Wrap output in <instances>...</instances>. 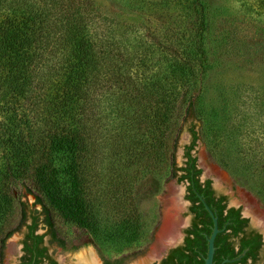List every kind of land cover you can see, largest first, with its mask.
Instances as JSON below:
<instances>
[{"label": "rangeland", "instance_id": "obj_1", "mask_svg": "<svg viewBox=\"0 0 264 264\" xmlns=\"http://www.w3.org/2000/svg\"><path fill=\"white\" fill-rule=\"evenodd\" d=\"M89 1L95 8L90 35L103 55L84 120L90 227L57 221L59 240L122 264H136L162 246L175 190L170 153L175 158L189 100L208 174L264 218V0ZM199 6L205 13V57L195 54ZM174 61L192 63L198 82L181 94L177 125L156 161L148 154L151 142L139 115L154 98L147 89L166 85ZM41 90L23 106L33 122L40 115L35 101L41 102ZM61 182L67 186L66 179ZM23 194H17L19 201ZM123 199L132 202L136 230L143 233L130 247L115 235ZM9 238L1 264H7Z\"/></svg>", "mask_w": 264, "mask_h": 264}, {"label": "trees", "instance_id": "obj_2", "mask_svg": "<svg viewBox=\"0 0 264 264\" xmlns=\"http://www.w3.org/2000/svg\"><path fill=\"white\" fill-rule=\"evenodd\" d=\"M199 7L200 45L195 54L205 57V13ZM94 15L95 8L89 0H0V264L5 241L22 227L32 245L29 249L26 244V250L36 249L38 253L36 246L42 236L34 232L40 224L48 228L56 242L57 221L81 230L90 227L84 120L89 88L100 75L103 59L90 35ZM187 64L170 63L165 86L156 82L154 88H142L143 92L152 90L154 97L139 115L151 142L150 159L158 161L164 155L162 146L166 147L177 125L180 96L197 85L195 66ZM38 86L42 89L41 102L35 103L40 106V115L33 122L23 106L35 98L36 94H32ZM193 113L189 100L184 115ZM190 133L191 144L185 147L188 151L193 150L198 139L193 128ZM127 147L132 149V144L129 142ZM170 159V176L175 178L180 169L175 167L173 153ZM195 161L194 157L182 169L186 176L195 170ZM195 173L200 174V169ZM63 179L67 186L62 184ZM194 188L212 208L214 201L204 194L201 184L196 183ZM21 190L35 197L34 205H39V210H29L18 200ZM191 201L199 202L192 190ZM118 205L121 215L115 235L123 246L130 247L143 234L136 230L138 215L132 202L123 199ZM218 210L220 213V207Z\"/></svg>", "mask_w": 264, "mask_h": 264}, {"label": "flooded vegetation", "instance_id": "obj_3", "mask_svg": "<svg viewBox=\"0 0 264 264\" xmlns=\"http://www.w3.org/2000/svg\"><path fill=\"white\" fill-rule=\"evenodd\" d=\"M185 150L183 167L176 173L175 179H182L179 182H183L185 185V200L188 203L190 215L189 224L180 232V239L171 247H165L163 252L158 254L150 264H205L207 239L212 232L213 221L203 203L197 197V195H200L203 198L201 192L194 188L196 183L201 184L203 191L206 190L204 194H209V197L214 201L211 208L207 204L205 198H203L217 218V228L219 230L214 240L212 264H264L263 224L256 220H252L251 222V215L247 217L242 213L240 207L229 204L226 196L221 194L220 191L212 185L209 179H201V173H195L199 169L196 163L197 161H195V170L190 176H186L187 173L182 169L186 166V163H192L194 156L187 148H185ZM207 181L210 182L208 186L206 185ZM190 185L192 187L191 190L194 192L199 202L193 203L191 201ZM199 203L203 205L205 211L199 208ZM194 207L198 208L195 212L192 211ZM218 207H220V213ZM43 228L46 231L45 235L38 233L39 227L34 232L35 235L42 236L41 242L36 246L37 250L40 251L39 253L36 249L31 251L26 250V244H28L29 249L32 248V245L31 240L26 238L25 229L20 243L21 254L18 264H60L54 255L49 252L44 238L47 235L49 237V242L55 244L56 247L58 246L57 248L61 249V245L52 239L51 235L48 233L47 227L43 226ZM207 230L209 233H207ZM98 264L122 263L119 261L108 262L98 259Z\"/></svg>", "mask_w": 264, "mask_h": 264}, {"label": "water", "instance_id": "obj_4", "mask_svg": "<svg viewBox=\"0 0 264 264\" xmlns=\"http://www.w3.org/2000/svg\"><path fill=\"white\" fill-rule=\"evenodd\" d=\"M197 133V126L192 114L188 115L187 121L185 123L184 129L182 134L178 140L176 153H175V167L176 169H180L183 167L184 164V152L185 147L191 144L192 135L190 133L191 129ZM198 135V134H197ZM191 154L196 158V163L198 168L201 171V179H209L212 182V185L220 191L221 194L226 196L227 201L229 204H232L235 207H240L242 213L250 217V220H256L263 224L264 228V218L258 214L254 209H252L248 204L242 201L239 197L225 188L222 184H220L217 180H215L211 175L208 174L200 156L199 150V143L198 139L195 142L193 150ZM178 173V172H177ZM199 200L203 203L206 211L209 213L210 217L213 221V229L210 236L207 239V255L205 258V264H212L213 254H214V240L218 233L217 228V218L214 216L213 212L210 210L208 205L206 204L205 200L200 196L197 195ZM35 197L32 194H23L21 202H23L27 209L29 210H39V205H34ZM249 214V215H248ZM190 220V215L188 211V203L185 200V185L183 182H178L175 179V190H174V198H173V206H172V214H171V221L170 226L167 231V234L164 238L162 246L147 255L145 258L137 262L136 264H150L158 254H161L165 247H171L174 245L178 239H180V232L185 229ZM29 223V220L27 221ZM25 231V227H22L19 232H15L11 235L8 242L6 243V250H7V264H18L19 256L21 254V240L23 236V232ZM43 225H39L38 233L39 234H46ZM45 244L49 248V252L54 255L57 261L60 264H98V258L96 255L90 251L88 248H77L71 247L68 245H62V242L59 240L57 242L59 245L61 244V249L57 248L55 244H51L49 242V237L46 235Z\"/></svg>", "mask_w": 264, "mask_h": 264}, {"label": "bare ground", "instance_id": "obj_5", "mask_svg": "<svg viewBox=\"0 0 264 264\" xmlns=\"http://www.w3.org/2000/svg\"><path fill=\"white\" fill-rule=\"evenodd\" d=\"M168 229H169V228H168ZM166 234H167V231H166V233H165V235H164V237H163V240H162V241H164V238H165Z\"/></svg>", "mask_w": 264, "mask_h": 264}]
</instances>
